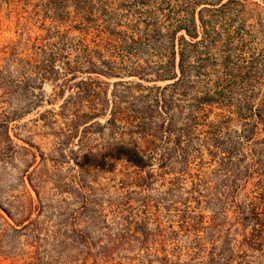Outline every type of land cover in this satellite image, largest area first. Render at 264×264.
Wrapping results in <instances>:
<instances>
[{
  "label": "trees",
  "instance_id": "16d2710c",
  "mask_svg": "<svg viewBox=\"0 0 264 264\" xmlns=\"http://www.w3.org/2000/svg\"><path fill=\"white\" fill-rule=\"evenodd\" d=\"M155 1L0 0L7 24L15 32V39L0 47V76L8 65L44 69L52 75L51 64L60 60L67 73L83 69L89 76L117 78L109 94L95 79L80 80L78 92L63 100L58 115L69 118L65 134L78 138L72 152L84 151L85 165L107 171L116 161H126L137 173L132 183L142 190L156 181L173 184L167 190L170 202H179L184 209L172 234L189 238L197 247L191 264H200L197 255L202 256V264L262 261L264 63L251 58L248 69L226 54L227 39L220 45L221 34L214 31L213 15L206 7L215 0H198L205 6L197 16V3L181 0L185 18L172 29L157 20L156 12L162 9H151ZM219 50L222 53L216 56ZM18 73L21 84L33 77V73ZM149 76L163 84L143 85ZM124 77L137 80L123 81ZM178 98L186 102V116L171 114L164 121ZM93 135L104 138V144H90ZM164 135L172 147L160 169L165 175L172 166L178 175L157 180L143 154L157 148L155 142ZM94 157H98L96 164L91 161ZM183 183L220 185L205 187L206 193L190 188V206L187 199H172L175 184ZM142 200L143 217L128 211L127 199L116 204L114 220L104 226L106 232H114L118 245L141 242L147 248L148 206ZM80 239L90 256L85 235Z\"/></svg>",
  "mask_w": 264,
  "mask_h": 264
},
{
  "label": "rangeland",
  "instance_id": "374dc122",
  "mask_svg": "<svg viewBox=\"0 0 264 264\" xmlns=\"http://www.w3.org/2000/svg\"><path fill=\"white\" fill-rule=\"evenodd\" d=\"M191 2L197 3V16L205 5L198 0ZM184 5L181 0H156L151 9H162L156 12L157 20L172 29L185 18ZM206 7L213 15L214 31L221 34L220 45L227 39L230 50L226 54L233 62L248 69L251 58L264 63V0H215ZM4 12L3 5L0 47L15 39L14 28L7 24ZM221 51L215 52L216 56ZM229 65L232 67V63ZM51 68L52 75L44 69L36 71L25 66L19 70L8 65L0 76V264H191L197 247L189 238L172 234L184 209L179 202H170L167 190L173 184L156 181L142 190L132 183L137 173L126 161H116L107 171L85 165L84 151L72 152L78 147V138L70 139L65 134L70 128L69 118L58 115L63 100L78 92L80 80L95 79L109 94L117 78L89 76L83 69L67 73L60 60L52 63ZM19 71L36 73L21 84ZM141 83L163 84L153 81L151 76ZM236 84L241 85L238 81ZM187 112L186 102L178 98L173 110L163 118L166 121L171 114L180 113L183 118ZM180 118L175 122L173 137L178 133ZM103 139L93 135L89 143L100 147ZM155 145L157 148L146 151L143 157L158 180L164 175L160 165L172 142L164 135ZM97 160L98 157L92 158V164ZM165 172L166 179L178 175L172 166ZM207 172L211 173V168ZM219 185L175 184L172 199H187L191 206L187 194L190 188L195 186L206 193L209 189L205 187ZM143 198L148 206L144 219L147 248L141 242H132L131 247L118 245L114 232H106L104 226L114 220L116 204L127 199L128 211L137 218L143 217ZM82 234L90 246V256L85 255ZM102 235L106 236L105 241ZM197 257L202 264V256ZM252 264H264V259Z\"/></svg>",
  "mask_w": 264,
  "mask_h": 264
}]
</instances>
